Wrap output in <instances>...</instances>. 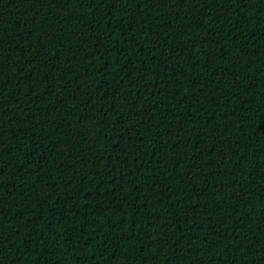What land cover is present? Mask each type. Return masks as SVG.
<instances>
[{
    "label": "trees",
    "instance_id": "16d2710c",
    "mask_svg": "<svg viewBox=\"0 0 264 264\" xmlns=\"http://www.w3.org/2000/svg\"><path fill=\"white\" fill-rule=\"evenodd\" d=\"M0 264H264V0H0Z\"/></svg>",
    "mask_w": 264,
    "mask_h": 264
}]
</instances>
